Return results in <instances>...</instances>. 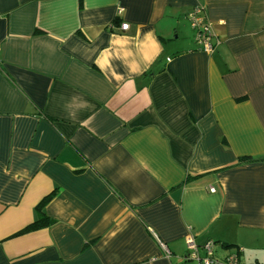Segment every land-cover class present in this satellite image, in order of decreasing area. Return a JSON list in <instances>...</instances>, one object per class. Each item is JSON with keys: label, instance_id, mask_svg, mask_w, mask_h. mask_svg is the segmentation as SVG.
I'll use <instances>...</instances> for the list:
<instances>
[{"label": "crops", "instance_id": "crops-1", "mask_svg": "<svg viewBox=\"0 0 264 264\" xmlns=\"http://www.w3.org/2000/svg\"><path fill=\"white\" fill-rule=\"evenodd\" d=\"M261 157L264 0H0V264H264Z\"/></svg>", "mask_w": 264, "mask_h": 264}, {"label": "built area", "instance_id": "built-area-1", "mask_svg": "<svg viewBox=\"0 0 264 264\" xmlns=\"http://www.w3.org/2000/svg\"><path fill=\"white\" fill-rule=\"evenodd\" d=\"M120 11V9H119ZM188 19L191 27L195 30V41L199 48L204 51H211L213 45L211 43L212 33L210 30V24L204 20L201 16V8L195 7L188 13ZM120 28L122 30L128 28L127 23H121ZM211 191L214 189L211 188ZM161 244L163 251L167 252V248L164 244ZM187 253L184 259L195 260L197 264H240L237 253H230L224 258H217L213 255V242L211 240L205 242L202 245L204 255H199L198 245L195 243L192 237L187 239Z\"/></svg>", "mask_w": 264, "mask_h": 264}, {"label": "trees", "instance_id": "trees-1", "mask_svg": "<svg viewBox=\"0 0 264 264\" xmlns=\"http://www.w3.org/2000/svg\"><path fill=\"white\" fill-rule=\"evenodd\" d=\"M248 161H264V157L261 158H240L238 163L248 162ZM50 199V196L44 197L35 207V219L28 226L21 229L18 234L25 233L31 230L39 229L45 226H48L54 222L53 219L48 217L44 212V206L47 201Z\"/></svg>", "mask_w": 264, "mask_h": 264}]
</instances>
